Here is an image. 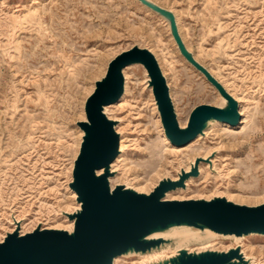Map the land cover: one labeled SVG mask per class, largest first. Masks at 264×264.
Returning a JSON list of instances; mask_svg holds the SVG:
<instances>
[{"label":"rangeland","instance_id":"374dc122","mask_svg":"<svg viewBox=\"0 0 264 264\" xmlns=\"http://www.w3.org/2000/svg\"><path fill=\"white\" fill-rule=\"evenodd\" d=\"M152 1L176 13L187 49L242 98L244 123L227 130L211 122L203 135L172 150L146 70L131 64L124 71L130 87L125 98L105 106L123 139L111 188L123 184L149 192L161 178L188 169L195 157L208 156L211 161L199 165L185 188L165 198L231 195L236 203H263L264 0ZM132 45L158 57L177 121H188L197 105L222 103L215 87L180 54L167 22L138 0H0V240L16 222L20 234L71 222L62 217L78 206L69 187L82 136L77 121L85 119V99L110 59ZM179 234L176 246L118 256L112 264L146 262L179 247L236 245L254 264H264V234L202 237L191 228Z\"/></svg>","mask_w":264,"mask_h":264},{"label":"water","instance_id":"95a60500","mask_svg":"<svg viewBox=\"0 0 264 264\" xmlns=\"http://www.w3.org/2000/svg\"><path fill=\"white\" fill-rule=\"evenodd\" d=\"M162 15L180 54L197 69L224 97L223 106L201 104L190 112L187 125L179 126L169 94V87L153 53L132 45L117 53L107 64L105 74L94 82L93 91L84 102L85 120L77 121L83 131L78 153L73 161L70 188L76 193L80 208L66 213L74 219L71 231L40 228L22 235L7 232L0 241V264H112L114 257L126 253H145L172 239L151 237L173 226L187 225L210 229L221 234L242 236L264 234V202L247 205L224 196L164 199L168 190L184 187L185 180L198 175V164L208 158L196 157L188 171L181 169L177 179L164 177L148 193L131 187L109 184L113 175L110 164L119 152V134L115 121L107 117L105 105L116 102L123 91L122 70L139 63L146 69L148 84L160 114L165 136L176 146H183L203 132L211 120L235 124L237 102L221 83L198 62L185 47L173 13L151 0H138ZM102 169L101 173H97ZM148 264H250L239 246L227 250L205 249L177 253Z\"/></svg>","mask_w":264,"mask_h":264},{"label":"bare ground","instance_id":"6f19581e","mask_svg":"<svg viewBox=\"0 0 264 264\" xmlns=\"http://www.w3.org/2000/svg\"><path fill=\"white\" fill-rule=\"evenodd\" d=\"M152 1V0H151ZM154 2V1H153ZM157 4V3H156ZM145 6V5H144ZM167 9V8H166ZM168 10H170V9H168ZM171 11V10H170ZM155 12V11H154ZM172 12V11H171ZM156 13V12H155ZM173 13V15H174V18H175V16H176V13H174V12H172ZM158 14V13H157ZM158 15H160V14H158ZM166 22H167V24H168V27H169V23H168V21H167V19H165L162 15H160ZM175 22H176V20H175ZM176 26H177V24H176ZM177 30H178V27H177ZM169 31H170V28H169ZM178 33H179V31H178ZM171 34V33H170ZM179 35H180V33H179ZM181 37V36H180ZM182 39V38H181ZM183 41V40H182ZM175 42V41H174ZM184 43V42H183ZM176 44V43H175ZM185 45V44H184ZM185 47H186V45H185ZM146 48V47H145ZM187 48V47H186ZM148 49V48H147ZM178 49V48H177ZM151 52H152V50L151 49H149ZM188 50V49H187ZM189 51V50H188ZM154 56H155V58H156V60H157V62H158V64H159V66L161 65L160 64V61H159V59H158V57L155 55V54H153ZM194 56V55H193ZM195 58V57H194ZM196 59V58H195ZM131 64H129V65H127V66H125L124 68H123V70H122V73H123V77H124V83H123V91H122V93H121V95L119 96V98H118V100L116 101V102H114V103H118V102H120V101H122L124 98H125V96H126V94L128 93V91H129V89H130V87H129V83H128V81L126 80V76H125V70L130 66ZM162 67H160V69H161ZM146 70V69H145ZM161 71H162V74L164 75V70L163 69H161ZM209 71V70H208ZM106 72V71H105ZM210 72V71H209ZM147 73V72H146ZM165 77V76H164ZM148 79H149V77H148ZM166 79V78H165ZM166 83H167V85H168V82H167V80H166ZM222 85V84H221ZM223 86V85H222ZM224 87V86H223ZM94 89V88H93ZM225 89V88H224ZM226 90V89H225ZM93 91V90H92ZM151 91H152V89H151ZM227 91V90H226ZM228 92V91H227ZM229 93V92H228ZM153 94V93H152ZM170 94V93H169ZM230 94V93H229ZM231 95V94H230ZM234 97H233V96ZM231 96L235 99V101L237 102V110H238V114H239V118H238V121L235 123V124H230V123H228V122H225V121H220V120H211V121H209L208 122V124H207V126H206V128L209 126V124L212 122V124H211V126H220V127H223V128H225V129H227V130H234V129H236V128H238V126H240V124H242V123H244V112H243V110H242V98L241 97H238V96H236V95H234V94H232ZM221 96V95H220ZM154 97V96H153ZM222 97V96H221ZM170 98H171V96H170ZM223 98V101H222V103L221 104H219V105H217V106H223L224 105V103H225V99H224V97H222ZM155 101V100H154ZM155 104H156V102H155ZM105 106H107V105H105ZM104 106V109H103V111H104V113L106 114V112H105V109L107 108V107H105ZM157 106V105H156ZM157 111H158V109H157ZM85 113V112H84ZM158 113H159V111H158ZM107 115V114H106ZM159 116H160V114H159ZM108 117V116H107ZM109 118V117H108ZM111 119V118H110ZM85 120V119H84ZM114 120V119H113ZM116 121V120H115ZM160 122H161V120H160ZM187 119L184 121V122H181V121H178V123H179V126H181V127H185L186 125H187ZM162 124V123H161ZM163 128V127H162ZM114 129H115V131L118 133V129H117V126H116V124H114ZM205 129V128H204ZM163 132H164V129H163ZM119 134V133H118ZM204 134V130H203V132H201V133H199L195 138H193V139H197L200 135H203ZM82 135H83V131H82ZM165 135V134H164ZM81 138H82V136H81ZM192 139V140H193ZM165 140H166V143H168L169 144V146L171 147V149L172 150H175V151H178L179 149H181V146H176V145H174V144H172L170 141H169V139L165 136ZM191 140V141H192ZM81 142V141H80ZM189 143V142H188ZM80 145V144H79ZM186 145V144H185ZM122 146H123V139L122 138H120V135H119V151L122 149ZM184 146V145H183ZM118 154H119V152H118ZM118 154L116 155V157L114 158V160L111 162V164H110V170L111 171H113L112 170V165H113V163L118 159ZM198 157V156H197ZM200 157H202V158H207L208 156H205V157H203V156H200ZM196 158V157H195ZM195 158L193 159V161H191L190 162V166H189V168L188 169H186V168H184V167H180V170H179V172L177 173V177L176 178H172V179H177L178 178V174L180 173V171H181V169H184V170H186V171H188L189 169H190V167L192 166V164L194 163V160H195ZM211 160H209V161H202V162H200L199 164H198V172H199V165L201 164V163H208V162H210ZM73 168V167H72ZM72 168L70 169V170H72ZM71 172V171H70ZM102 172V169H99L98 171H97V173H101ZM115 174H113V175H111V176H109V184H110V178L111 177H113ZM192 177V176H191ZM191 177H189L188 179H186L185 180V185H184V187H176V188H174V189H171V190H168L166 193H165V196H164V199H166L165 197L167 196V195H169V194H171V193H174V192H177V191H179L180 189H183V188H185L186 187V182L191 178ZM162 179V178H161ZM159 181V180H158ZM125 186V185H124ZM70 187V186H69ZM110 187H111V185H110ZM125 187H130V186H125ZM131 188H133V187H131ZM154 188V187H153ZM71 189V188H70ZM134 189V188H133ZM72 190V189H71ZM134 190H136V191H138V192H143L144 190H143V188H137V189H134ZM145 193H148V192H145ZM72 194H73V196L75 197V196H77L76 195V193H75V191H73L72 190ZM214 197V196H213ZM228 198L230 199L231 198V195H229L228 196ZM206 199V198H205ZM227 199V198H226ZM228 199V200H229ZM77 201V200H76ZM77 203H78V206L76 207V210L75 211H77L79 208H80V203L77 201ZM75 211H73V212H75ZM73 212H64V215H63V217L62 218H68V216H67V214L66 213H73ZM68 220H71V222H69V224L67 225V226H65V227H62L61 228V226H59V225H48V226H45V227H41L40 225H37V226H39L40 228H61V229H66L67 231H71L72 229H73V226H74V219H69L68 218ZM18 224L20 225V223H18V222H16V229L15 230H18V233H19V228H18ZM62 225V224H61ZM36 226V227H37ZM183 228H191V229H194V230H196V231H198V233L200 234V236H202V237H204V236H207V235H209V234H215V235H217V236H220V237H236V238H240V237H243L244 235H242V236H236V235H234V234H221V233H217V232H214V231H212V230H210V229H203V230H201V229H197V228H193V227H191V226H187V225H179V226H173V227H171L170 229H168V230H166V231H164V232H155V233H153L152 235H151V237H163V238H168V236L169 237H171L170 239H172L173 240V243L172 244H168V243H164V244H162L161 246H159L158 248H155V249H152V250H150V251H148V252H145V253H134V252H132V253H126V254H122V255H119V256H123V257H128V256H132V255H144V254H149V253H152V252H155V251H159V250H162V249H165V248H168V247H171V246H176L180 241H181V239H182V237H181V235L179 234V230H181V229H183ZM14 231V230H13ZM29 232V231H28ZM7 233V232H6ZM26 233V232H25ZM20 234V233H19ZM22 234H24L23 232H21V234L20 235H22ZM6 235V234H5ZM245 236H247V235H245ZM5 237V236H4ZM3 237V238H4ZM0 241H2V240H0ZM182 245H185V244H182ZM187 245V244H186ZM179 246H181V245H179ZM179 246H177V247H179ZM236 246H239V245H236ZM240 247V246H239ZM180 248H185V249H187L186 247H179V248H176V251H175V253H167L166 255H164L163 257H159V258H156V259H150V260H147L146 262H143V261H140L139 263H137V264H148V263H151V262H154V261H160V260H163V259H165V258H168V257H170V256H172V255H174V254H176L177 253V250L178 249H180ZM205 249H211V248H209V247H206V248H204V249H202V250H205ZM229 249V248H228ZM188 251H190L189 249H187ZM202 250H192V251H202ZM227 250V249H226ZM240 251H241V249H240ZM241 253L243 254V256H244V258H246V259H248L249 260V262H250V264H254L253 262H252V257H250V256H246V255H244V253L241 251ZM116 257H118V256H116ZM116 257H114V259L116 258ZM114 259H113V262H114Z\"/></svg>","mask_w":264,"mask_h":264}]
</instances>
